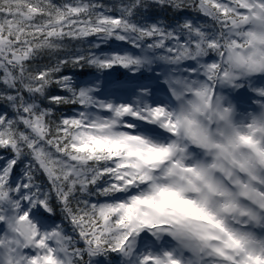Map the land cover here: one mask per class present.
Masks as SVG:
<instances>
[{
	"label": "snow or ice",
	"instance_id": "snow-or-ice-1",
	"mask_svg": "<svg viewBox=\"0 0 264 264\" xmlns=\"http://www.w3.org/2000/svg\"><path fill=\"white\" fill-rule=\"evenodd\" d=\"M253 225L264 0H0V264H264Z\"/></svg>",
	"mask_w": 264,
	"mask_h": 264
},
{
	"label": "rangeland",
	"instance_id": "rangeland-1",
	"mask_svg": "<svg viewBox=\"0 0 264 264\" xmlns=\"http://www.w3.org/2000/svg\"><path fill=\"white\" fill-rule=\"evenodd\" d=\"M253 109L249 108L247 109V111H252ZM237 119H239V116H237ZM188 158L190 160H202L205 159L206 157L203 155L202 150L196 149L195 151L192 150V148H189V153H188ZM261 228L264 229V225H261Z\"/></svg>",
	"mask_w": 264,
	"mask_h": 264
},
{
	"label": "trees",
	"instance_id": "trees-1",
	"mask_svg": "<svg viewBox=\"0 0 264 264\" xmlns=\"http://www.w3.org/2000/svg\"><path fill=\"white\" fill-rule=\"evenodd\" d=\"M56 2H59V0H56ZM113 2V0H103V3L104 4H111ZM40 62L41 63H44V62H46V58H44V59H41L40 60ZM80 71H89L88 69H82V70H80ZM60 221L59 220H57V223H59Z\"/></svg>",
	"mask_w": 264,
	"mask_h": 264
}]
</instances>
